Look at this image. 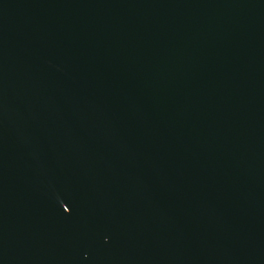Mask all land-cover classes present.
<instances>
[{"label":"water","instance_id":"obj_1","mask_svg":"<svg viewBox=\"0 0 264 264\" xmlns=\"http://www.w3.org/2000/svg\"><path fill=\"white\" fill-rule=\"evenodd\" d=\"M0 264H264V0H0Z\"/></svg>","mask_w":264,"mask_h":264}]
</instances>
